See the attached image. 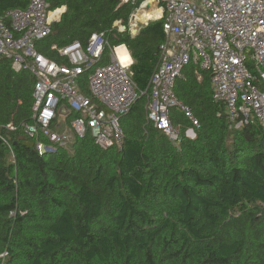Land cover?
Returning <instances> with one entry per match:
<instances>
[{
  "label": "trees",
  "instance_id": "1",
  "mask_svg": "<svg viewBox=\"0 0 264 264\" xmlns=\"http://www.w3.org/2000/svg\"><path fill=\"white\" fill-rule=\"evenodd\" d=\"M49 1L67 10L41 52L56 58L53 45H85L103 32L128 46L134 80L147 90L166 40L163 19L132 35L115 25L128 28L131 3ZM29 2L0 0V13ZM195 68L176 86L200 120L195 139L176 109L184 137L175 145L148 120L142 94L122 118V148L103 149L88 134L75 137L73 152L41 155L22 128L33 121L35 77L0 59V135L9 141L0 136V264H264V126L230 127L210 74L199 80ZM81 87L89 93L85 80Z\"/></svg>",
  "mask_w": 264,
  "mask_h": 264
},
{
  "label": "built area",
  "instance_id": "2",
  "mask_svg": "<svg viewBox=\"0 0 264 264\" xmlns=\"http://www.w3.org/2000/svg\"><path fill=\"white\" fill-rule=\"evenodd\" d=\"M121 1L135 5L138 12L148 0ZM153 2L160 6L166 40L145 91L134 80L128 46L112 44L103 32L93 33L85 45H53L56 58L41 52L38 44L62 16L49 0H30L26 7L0 13V59H10L16 72L29 71L35 77L33 121L22 128L37 139L39 154L57 152L72 138L88 134L103 149L122 148V118L142 94L148 96V120L175 145L184 137L173 121L176 109L190 122L187 133L196 137L200 120L176 92L191 64L199 80L201 71L210 74L212 98L222 104L230 127L255 122L264 126V0ZM123 46L128 62L118 52ZM106 58L110 61L103 63ZM84 80L89 93L82 90Z\"/></svg>",
  "mask_w": 264,
  "mask_h": 264
},
{
  "label": "rangeland",
  "instance_id": "3",
  "mask_svg": "<svg viewBox=\"0 0 264 264\" xmlns=\"http://www.w3.org/2000/svg\"><path fill=\"white\" fill-rule=\"evenodd\" d=\"M153 5H155L156 7H158V8H160V6L159 5H157L155 2H153ZM65 8V6H63V7H61V9H62V11H63V9ZM151 11V12H150ZM150 12V13H149ZM136 11L134 10L132 13H131V16H130V20H129V24H128V28H127V26L125 27V25H123V23H122V21L121 22H116L115 23V25L118 27V29H119V31H124V30H126V29H128L129 30V32L132 34V35H135V34H137L138 33V31L140 30V28L141 27H143L146 23H149L151 20H154V19H158L160 16H158L157 17V13L154 11L153 12V9H151V8H148L147 7V9H145V13L146 14H148L149 16H148V19L147 20H138V19H136L135 17H136ZM63 15V14H62ZM61 18H62V16H61ZM61 20V19H60ZM59 20V21H60ZM58 22V21H57ZM137 22V23H136ZM202 80V79H201ZM188 131H186V134H185V137H188V138H190V139H195L196 137H194L192 134H188L187 133ZM73 140L75 139V137L74 138H72ZM72 140V141H73ZM172 141V140H171ZM68 151L69 152H73V148H72V146L70 145L69 147H68Z\"/></svg>",
  "mask_w": 264,
  "mask_h": 264
},
{
  "label": "bare ground",
  "instance_id": "4",
  "mask_svg": "<svg viewBox=\"0 0 264 264\" xmlns=\"http://www.w3.org/2000/svg\"><path fill=\"white\" fill-rule=\"evenodd\" d=\"M144 8H142V9H140L137 13H136V19H138V20H147L148 19V14H146L145 13V9H147V7L148 8H151V9H153V12L155 11L156 13H157V17L158 16H160L161 15V9L160 8H158V7H156L155 5H153V0H148L145 4H144V6H143ZM60 11H62V9L60 8V10L58 11V12H56V14L57 13H59ZM151 12V11H150ZM149 12V13H150ZM137 23V22H136ZM118 52L120 53V57H121V60L123 61V62H128V61H130L131 60V58H130V56H129V54L127 53V51H126V48L123 46V47H120L119 49H118Z\"/></svg>",
  "mask_w": 264,
  "mask_h": 264
},
{
  "label": "water",
  "instance_id": "5",
  "mask_svg": "<svg viewBox=\"0 0 264 264\" xmlns=\"http://www.w3.org/2000/svg\"><path fill=\"white\" fill-rule=\"evenodd\" d=\"M66 10H67V7L65 6V8L63 9V11H60L61 15H62L64 12H66Z\"/></svg>",
  "mask_w": 264,
  "mask_h": 264
}]
</instances>
